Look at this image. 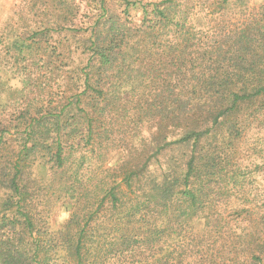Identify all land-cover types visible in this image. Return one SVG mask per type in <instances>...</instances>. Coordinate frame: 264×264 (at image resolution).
<instances>
[{
	"label": "trees",
	"instance_id": "obj_1",
	"mask_svg": "<svg viewBox=\"0 0 264 264\" xmlns=\"http://www.w3.org/2000/svg\"><path fill=\"white\" fill-rule=\"evenodd\" d=\"M94 1L101 14L77 34L78 79L62 81L58 100L48 98L47 75L64 70L71 48L43 44L38 30L14 43L26 62L20 103L0 119V264H113L140 250L156 256L170 239L177 250L214 240L213 250L264 264V201L243 192L247 172L264 174V147L249 142L264 125V2L251 9L248 0H208L209 12L195 13L198 0ZM140 4L135 24L129 10ZM36 91L39 104L30 100ZM134 104L130 124L154 121L157 151L187 149L178 168L153 172L146 162L93 176L109 111ZM41 168L61 175V194L73 201L55 233L41 231L30 199ZM197 220L205 223L199 233Z\"/></svg>",
	"mask_w": 264,
	"mask_h": 264
},
{
	"label": "rangeland",
	"instance_id": "obj_2",
	"mask_svg": "<svg viewBox=\"0 0 264 264\" xmlns=\"http://www.w3.org/2000/svg\"><path fill=\"white\" fill-rule=\"evenodd\" d=\"M131 2L139 1L142 4L160 0H129ZM208 0L196 1L195 13H206L208 11ZM264 0H248V6L251 9L258 8ZM142 4L135 9H130V16L135 24L143 17ZM116 14H123L125 6L118 4L114 7ZM101 14L99 2L94 0H0V119L4 118L14 106L20 103V91L23 84L20 83L24 74L25 60L24 56H19L14 43L22 36L27 40L33 39L32 32H39L36 40L42 39L48 41L47 44L56 45L57 42L65 43L70 47V54L65 52V68L61 71H54L49 74L50 93L49 100L54 98L58 100L62 95V81L77 80L81 62L78 54H74L76 48H79V36L77 35L82 28L92 20L95 21ZM75 25L70 24L68 20H74ZM125 16V15H124ZM77 24L79 26L77 27ZM76 29V30H74ZM41 32L44 33L42 36ZM44 46V45H43ZM46 46V45H45ZM51 52V51H50ZM52 52L53 49H52ZM53 56V54H52ZM16 57L18 59H16ZM58 57V54L54 55ZM64 57V56H62ZM63 78H65L63 80ZM30 89L22 92V104L25 96H28ZM30 100L39 104V96L36 91ZM135 105V104H134ZM134 105H128L124 110L129 113L118 111L117 109L109 111L111 113L106 121L108 134L104 137L105 150L101 160L95 159L89 167V173L95 176L107 175V168L120 169L121 166L129 167L138 165L141 167L148 162L153 172H159L161 168L177 169L187 149L174 148L173 151H157L152 131L154 130V121L147 118L138 119L141 122L139 128L130 124L135 113ZM120 114V115H119ZM128 115L124 118L125 115ZM137 120V122H138ZM153 129V130H152ZM9 143L10 150L16 147V142L12 138ZM249 142L264 147V125L250 134ZM164 146L162 142L160 144ZM248 148V147H247ZM248 151L247 155H252ZM92 172V173H91ZM38 178L30 183V199L33 202L36 214L43 215L41 231L57 232L61 230L68 222L73 201L65 199V193L61 194L60 184L63 183L61 175L54 174L46 168H41L37 172ZM92 176V177H93ZM243 192L246 193L248 201L256 202L259 199L264 201V174L258 172H247L244 176ZM126 190V188L124 187ZM257 199V200H256ZM5 196L0 191V219L6 210L3 207ZM5 210V211H4ZM10 215V212H7ZM102 220H105L102 218ZM203 220L194 221L192 228L195 232H201L204 229ZM102 229L99 230L98 236L105 235ZM178 243L174 239L163 247L165 250H158V254L153 256L148 250H140L135 255L128 258H117L113 264H225L223 259L234 258V264H245L243 251L238 250V254L233 250H213L214 240H205L203 246L205 250H177ZM197 258V262L193 259ZM163 260V262H159ZM228 264V261H226ZM232 264V263H231Z\"/></svg>",
	"mask_w": 264,
	"mask_h": 264
}]
</instances>
